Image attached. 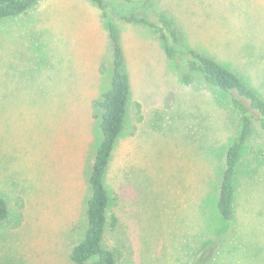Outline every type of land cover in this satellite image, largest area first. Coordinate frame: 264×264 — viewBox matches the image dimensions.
<instances>
[{
	"label": "rangeland",
	"instance_id": "rangeland-1",
	"mask_svg": "<svg viewBox=\"0 0 264 264\" xmlns=\"http://www.w3.org/2000/svg\"><path fill=\"white\" fill-rule=\"evenodd\" d=\"M121 32L131 96L105 175L103 244L118 264H264V131L255 121L235 175L234 213L218 210L242 116L195 73L184 84L145 24L170 18L189 46L264 98V0H105ZM105 64L104 72L102 65ZM113 46L92 0H40L0 20V264H76L103 140L94 101L111 87ZM113 217L116 223H113Z\"/></svg>",
	"mask_w": 264,
	"mask_h": 264
},
{
	"label": "trees",
	"instance_id": "trees-1",
	"mask_svg": "<svg viewBox=\"0 0 264 264\" xmlns=\"http://www.w3.org/2000/svg\"><path fill=\"white\" fill-rule=\"evenodd\" d=\"M39 1L0 0V20L19 16ZM92 1L102 10L107 20L113 46L114 69L111 87L94 101L95 107L103 110L101 121L103 140L97 150L90 178L92 194L87 207L88 228L83 240L72 249L70 258L76 264H118L115 253L103 244L109 205L105 175L116 142L124 129L132 86L119 27L108 12L105 0ZM120 17L126 22L145 24L153 29L163 42L166 55L175 62L184 84H190L194 74L201 73L209 84L228 94L233 107L240 112L241 132L227 150L226 170L218 198L219 213L226 220L232 219L237 165L242 150L252 134L254 122L257 121L264 131V98L250 88L237 73L186 44L180 31L165 14H160L157 22L136 14H120ZM103 68L105 64L102 65V72H104ZM23 218V205L17 215L10 217L9 203L4 197H0V224L8 222L16 228L22 225ZM113 223H116L115 217Z\"/></svg>",
	"mask_w": 264,
	"mask_h": 264
}]
</instances>
